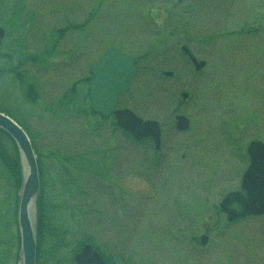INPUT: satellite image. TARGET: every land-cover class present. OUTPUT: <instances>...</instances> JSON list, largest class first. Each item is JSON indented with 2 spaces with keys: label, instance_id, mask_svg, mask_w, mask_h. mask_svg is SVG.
<instances>
[{
  "label": "rangeland",
  "instance_id": "374dc122",
  "mask_svg": "<svg viewBox=\"0 0 264 264\" xmlns=\"http://www.w3.org/2000/svg\"><path fill=\"white\" fill-rule=\"evenodd\" d=\"M14 2L21 12L13 18ZM0 22L12 31L6 46L21 37L32 53L48 54L27 66L38 105L25 104L20 87L10 86L36 145L65 157L89 152L101 165V176L82 173L65 200H54L68 204L61 215L72 246L89 237L134 264H264V216L229 222L219 206L240 189L248 143L264 142V0H0ZM255 28L261 32L226 35ZM183 45L206 66L197 70ZM114 47L139 65L118 108L160 122L159 150L150 139L136 143L113 118L45 109L91 77ZM184 92L191 98L183 100ZM179 114L190 118L188 131L177 128ZM54 165L46 158L52 176ZM34 213L37 222L36 206ZM71 249L57 260L45 255V264H76L66 262Z\"/></svg>",
  "mask_w": 264,
  "mask_h": 264
},
{
  "label": "trees",
  "instance_id": "16d2710c",
  "mask_svg": "<svg viewBox=\"0 0 264 264\" xmlns=\"http://www.w3.org/2000/svg\"><path fill=\"white\" fill-rule=\"evenodd\" d=\"M11 14L14 18L19 16L21 6L14 2L11 7ZM259 22L261 20L259 19ZM1 23V22H0ZM83 25H81L82 27ZM79 28V26L68 25L67 28ZM252 31V30H251ZM240 29L227 33V36H237L248 33L261 32L260 28H255L252 32ZM64 30H59L62 35ZM12 35L11 30H7V36ZM212 39V38H211ZM18 43H12L6 46L4 40L0 42L2 52H0V110L10 115L15 119L28 133L35 152L37 154L41 189L38 195L37 207V264H45L46 256L57 258L61 255L63 248L71 247V256L66 259L67 263H73L74 255L86 243H91L103 255L107 264H134L132 259L128 261L120 260L115 256L109 255L101 246L94 243L91 238H84L77 245L72 246L70 229L64 226V216L62 211L68 209L67 203H55L57 196L63 200L77 187V180L82 173L101 176V165L93 160L92 153H80L73 157H65L59 154L40 150L36 145V134L32 133L29 126L24 121L21 111V104L13 99L14 92L10 86L15 84L20 87L23 95V101L27 105H38L40 97L36 91V85L33 77L27 69L29 64H34L43 61L47 58V53H32L22 43L21 37L14 38ZM135 63L137 64L136 60ZM89 80L90 77L81 79L66 91L59 98L58 102H52L46 105L47 112L58 114L61 112L56 107H60L62 112H77L78 115L85 118L95 117L96 119L107 120L114 119V126L120 129L125 135L132 138L136 143L149 139L144 138L141 141L136 140L129 132L120 128L117 125L114 116L104 117L102 114L92 110L89 98ZM83 83L85 87L81 88L78 84ZM14 85V86H15ZM5 91V95L1 94ZM191 98V96H189ZM76 106L74 108V106ZM74 108V109H73ZM246 118V119H245ZM242 121H251L250 117H245ZM243 124V123H242ZM235 128H240V123H236ZM3 137L8 140L13 146V153H10L5 145ZM46 158H52L54 168L56 169L55 176L50 175V170L46 166ZM71 174V177L68 174ZM65 175V178H64ZM23 182V170L21 164L20 152L16 143L4 130L0 128V264H14L20 257V232L18 227L17 215L20 199V191ZM59 211V212H58ZM56 213H58L56 215ZM75 214L69 213V219L72 221ZM68 220V217H66ZM56 220L58 222H56Z\"/></svg>",
  "mask_w": 264,
  "mask_h": 264
},
{
  "label": "water",
  "instance_id": "95a60500",
  "mask_svg": "<svg viewBox=\"0 0 264 264\" xmlns=\"http://www.w3.org/2000/svg\"><path fill=\"white\" fill-rule=\"evenodd\" d=\"M6 29L0 25V42L6 37ZM182 51L189 56L195 68L200 70L206 61L198 60L187 45ZM139 66L134 59L119 48L108 50L91 68L89 98L94 112L104 117L114 116L117 125L129 132L136 140L151 138L155 148L162 145V127L158 120L144 119L129 108H118L120 96L130 90L131 79L137 75ZM166 76L173 72L166 71ZM184 92L182 99L189 98ZM176 126L180 131H188L190 118L179 114ZM0 128L14 140L20 152L23 167V182L18 207V227L20 232V259L22 264H37V222L30 218V208L36 206L41 189L40 169L37 154L26 130L10 115L0 110ZM249 164L242 176L240 189L228 192L219 206L229 222H235L252 215L264 216V142L251 140L246 148ZM238 206V207H236ZM207 235L201 236L205 244ZM76 264H107L99 250L92 244H85L74 256Z\"/></svg>",
  "mask_w": 264,
  "mask_h": 264
},
{
  "label": "bare ground",
  "instance_id": "6f19581e",
  "mask_svg": "<svg viewBox=\"0 0 264 264\" xmlns=\"http://www.w3.org/2000/svg\"><path fill=\"white\" fill-rule=\"evenodd\" d=\"M35 212V205L33 204L32 206H31V208H30V218H31V220L33 221L34 220V213Z\"/></svg>",
  "mask_w": 264,
  "mask_h": 264
},
{
  "label": "flooded vegetation",
  "instance_id": "af4514ba",
  "mask_svg": "<svg viewBox=\"0 0 264 264\" xmlns=\"http://www.w3.org/2000/svg\"><path fill=\"white\" fill-rule=\"evenodd\" d=\"M236 207H238V206H236Z\"/></svg>",
  "mask_w": 264,
  "mask_h": 264
}]
</instances>
